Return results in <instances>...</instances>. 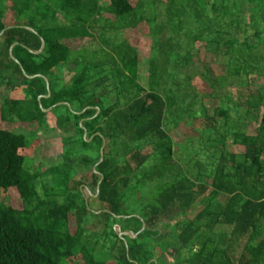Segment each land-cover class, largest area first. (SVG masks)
Returning a JSON list of instances; mask_svg holds the SVG:
<instances>
[{
  "label": "trees",
  "instance_id": "16d2710c",
  "mask_svg": "<svg viewBox=\"0 0 264 264\" xmlns=\"http://www.w3.org/2000/svg\"><path fill=\"white\" fill-rule=\"evenodd\" d=\"M5 1L8 3H0L5 5L0 12V35L10 27L13 29L0 38V89L20 90L22 97L6 98L2 104L0 101L1 121L34 127L29 133H36L35 138L38 134L62 138L65 153L62 160L69 164L63 171L56 167L45 173H30L25 167L26 157L20 152L31 144L23 135L0 129V196L15 190L23 202V210L0 203V264H68L78 256L83 264H106L108 260L115 264H162L167 250H173L180 259L176 264H264V112L255 134L235 133L233 141L242 145L244 152L222 155L218 175L208 176L204 184L189 177L177 180L175 152L166 132V121L175 105L154 90H145L129 76L121 83L123 93L116 103L109 101L110 93L114 88L117 91L118 85L112 84L110 88L108 81L119 83L127 77L125 71L132 69L133 74L138 67V54L132 56V48L121 49L119 58L113 55L105 63L92 62L69 83L61 71L63 66L73 69L81 66L82 54L75 51L95 38L94 32L103 23V16L105 21L116 20L122 25L127 22L129 28L136 27L147 21L141 11L143 5L135 6L131 0H112L110 6H103L104 0ZM258 3L264 0H167L163 4L169 6L171 15L172 11L181 17L191 13L189 20L207 19L211 7L217 27L231 37L233 29L236 31L244 23L241 19L249 15V8ZM256 11H249L254 16L250 15L253 27L257 25ZM260 31L256 36H261ZM41 39L45 41L44 50L40 54L31 52L42 49ZM15 44L14 56L19 63L11 56ZM105 69L108 74L96 81ZM128 84L131 90H137V96L130 99L126 108H121V97L130 94ZM263 103L264 97H260L258 110ZM60 104H69L72 109L57 106ZM104 140L105 161L100 164ZM147 145L160 155L155 165L157 172L144 175L166 182L157 201L147 205L142 216L132 217L126 213L125 191L141 180L140 172L149 160L148 155L142 154ZM77 163L85 174L97 169V173L93 172L95 195L102 175L105 176L99 195L92 196L108 210L104 214L108 223H101L105 230L101 236L86 228L90 224L83 184L68 187L79 174L71 169ZM46 174L53 176L55 184L70 180H64L66 192L74 189L76 194H69L62 203L57 201L56 193L40 194L38 183ZM197 204L204 205L202 213L196 218H186ZM176 215L184 217L172 232L162 233L157 228L162 220L171 221ZM73 220L77 227L75 234L69 227ZM144 224L147 229L140 234ZM219 226L231 228V233L219 234ZM116 227H121V233L140 235L124 240ZM171 238L174 239L168 245L171 247L160 249L158 257L155 242L169 243ZM214 242L216 246L211 248ZM241 242H244L242 252L236 257ZM99 254L106 259L101 260Z\"/></svg>",
  "mask_w": 264,
  "mask_h": 264
},
{
  "label": "rangeland",
  "instance_id": "374dc122",
  "mask_svg": "<svg viewBox=\"0 0 264 264\" xmlns=\"http://www.w3.org/2000/svg\"><path fill=\"white\" fill-rule=\"evenodd\" d=\"M131 1L135 6L139 3L143 5L141 11L147 21L129 28L126 25L127 22L122 25L119 21H113L112 15L109 17L112 20L110 22L105 21V16H103L101 19L103 23L94 32L95 40L88 41L83 48L80 47V51H75L82 54L81 66L74 69L72 66H63L61 71L65 81L69 83L92 62L105 63L113 55L119 58L118 52L121 49L132 48V56L139 54L138 67L133 70V74H131L132 69L130 72L125 71L127 77H123L119 83H113V80L108 81L118 85L113 99L117 100L118 95L123 93L121 83L126 82L129 76V79L135 78L145 90H154L169 100V103L175 105V111L166 121V132L172 140L174 149L177 150L175 158L180 162L178 166H175L174 177L176 176L177 180L189 177L197 184H204L208 176L219 174L216 170L221 164L222 155L244 152V147L233 141L234 135L238 132L246 133V135L255 134L260 117L264 112V103L259 110L257 108L260 97H264V3H258L255 7L251 6L248 10L249 15L241 19L247 25L239 24L244 31L237 26L236 31L233 29L229 37V34H225V30L220 31L217 27L215 23L217 20L211 12V7H209L207 19L203 17L191 20L190 17L189 20L188 16L189 14L191 16V13L181 17L177 11H172L174 13L171 15L169 6L163 4L167 0ZM111 2L112 0H104L102 5H111ZM0 3L8 2L0 0ZM41 3H47V0ZM9 6L12 7V2H9ZM4 7L5 5H0V12ZM251 9L252 11L257 10V25L254 27L251 23V16H254L252 12H249ZM217 18L221 21L219 17ZM9 22L12 23L11 17H9ZM258 30H261V36H256ZM143 42L146 43L145 46ZM141 48L142 51H140ZM106 71L105 69L101 76L97 75L95 80L99 81L101 77L106 76ZM130 86L131 84L127 85L130 94L124 93L121 97V108H126L130 104V99L137 96V90H131ZM105 87L108 86L105 85ZM2 90L0 89L1 104L6 98L22 97L20 90ZM0 129L23 135L29 145L31 144L29 149L20 152L26 157L25 167L29 168L30 173H45L56 167L63 171L67 163L69 164V161L66 163L62 160L64 153L62 138L54 139L51 135L40 134L35 138L36 133H29L34 127L4 123L1 121V112ZM80 154L83 155V152ZM142 154L148 155L149 160L140 172L141 180L125 191L126 213L134 215L132 217L142 216L147 205L150 206L157 201L160 188L163 182H166L159 178L150 179L149 176L144 175L145 173L151 175L155 170L157 172L155 165L159 163L160 154L154 153L151 145H147ZM71 169L73 173L78 171L79 174L73 177L72 182L64 180L70 182L68 185L70 188L78 186V183L83 184L81 188L84 189L86 196L89 212L87 222L90 224L86 228L90 233L97 231L98 236H101L105 231L102 225L108 223V218L104 216L108 210L101 201L93 199L96 191L93 185L95 170L87 171L85 174L79 163ZM64 180L60 184H55L53 176L50 178V174H46L45 178L38 183V191L40 194L46 191H51V194L56 193L59 195L57 201L62 203L69 194H76L74 189L70 193L66 192ZM10 192L5 197L0 196V203H8L17 210H23V202L18 199L17 192L15 190H10ZM88 196L91 198L88 199ZM203 210L204 205L197 204L187 213L186 218H196ZM182 217L184 216L176 215L171 221L162 220L157 228L162 233L172 232ZM69 227L71 233L75 234L77 227L74 220ZM116 229L121 237V234H124L120 232L121 227H116ZM204 230L205 235L210 237L209 231ZM231 230L225 226L217 228L219 234H230ZM172 239L169 243L168 241L155 242L158 257L160 249L167 250L171 247L168 245L172 244L174 240ZM145 241L141 242L145 243ZM95 244L96 241L93 246H96ZM243 245L244 242H241L234 254L236 257L241 254ZM174 246H177V242ZM215 246L216 243L211 244V248ZM99 258L106 259L100 254ZM178 259L177 255L173 254V250H167L162 262L176 264ZM83 263L81 256L68 262V264ZM106 264L115 263L108 260Z\"/></svg>",
  "mask_w": 264,
  "mask_h": 264
},
{
  "label": "water",
  "instance_id": "95a60500",
  "mask_svg": "<svg viewBox=\"0 0 264 264\" xmlns=\"http://www.w3.org/2000/svg\"><path fill=\"white\" fill-rule=\"evenodd\" d=\"M13 29V27H10V28H8V29H6L1 35H0V38H2L5 34H6V32H8V31H10V30H12ZM32 31V30H31ZM36 32V31H35ZM37 34H39L38 32H36ZM42 40V49L39 51V52H35V51H31V52H33V53H36V54H40L43 50H44V48H45V41L43 40V39H41ZM17 44H15L13 47H12V49H11V56H12V58L16 61V62H18L19 63V61L16 59V57L14 56V47L16 46ZM32 78H34V77H32ZM48 88H49V84H48ZM49 96H50V91H49ZM62 105H67L70 109H72V107L69 105V104H61V105H59V106H62ZM52 110V109H51ZM51 110H49V111H45L46 113H49V112H51ZM83 124V123H82ZM88 136V133L86 132V137ZM106 147H107V142H106V140H104V147H103V149H102V152H101V157H102V159H101V163L100 164H102L104 161H105V150H106ZM95 173H97V169L95 168ZM104 179H105V176L104 175H102V179H101V181H100V184H99V188H98V195H99V192H100V185H101V183L104 181ZM98 195H95V196H98ZM119 219H122L123 217H118ZM146 229H147V225L146 224H144V228H143V230H142V232L140 233V234H142V233H144L145 231H146ZM139 234V235H140ZM139 235H135V234H133V233H127V234H121V237H122V239H124L125 240V237H130V238H132V239H137L138 238V236ZM127 247H128V243H127ZM128 249H129V247H128Z\"/></svg>",
  "mask_w": 264,
  "mask_h": 264
},
{
  "label": "crops",
  "instance_id": "0c3cea01",
  "mask_svg": "<svg viewBox=\"0 0 264 264\" xmlns=\"http://www.w3.org/2000/svg\"><path fill=\"white\" fill-rule=\"evenodd\" d=\"M146 39V38H145ZM151 44H152V42H151ZM143 45L145 46L146 45V43L145 42H143ZM140 51H142V48L140 49ZM140 51H139V53H140ZM139 55V54H138ZM138 60H139V56H138ZM107 67H108V65H107ZM110 67V66H109ZM112 86V84L110 85V87ZM109 88V87H108ZM114 94H115V90H114V92H111L110 93V99H109V101H110V103H112V104H115L116 103V99H113V97H114ZM118 99V98H117ZM181 126V125H180ZM176 140H177V138H176ZM179 142H180V140H178ZM173 144V143H172ZM174 148V147H173ZM182 151V150H181ZM174 152H175V154H174V162H176V165L178 166L179 165V161L178 160H176V158H175V156H176V153H177V150H175L174 149ZM183 152V151H182ZM181 152V153H182ZM185 152V151H184Z\"/></svg>",
  "mask_w": 264,
  "mask_h": 264
}]
</instances>
